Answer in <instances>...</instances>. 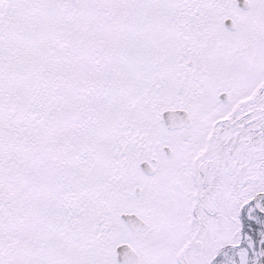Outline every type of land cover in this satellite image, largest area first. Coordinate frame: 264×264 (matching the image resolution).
Returning a JSON list of instances; mask_svg holds the SVG:
<instances>
[{
    "label": "snow or ice",
    "instance_id": "obj_1",
    "mask_svg": "<svg viewBox=\"0 0 264 264\" xmlns=\"http://www.w3.org/2000/svg\"><path fill=\"white\" fill-rule=\"evenodd\" d=\"M0 264H264V0H0Z\"/></svg>",
    "mask_w": 264,
    "mask_h": 264
}]
</instances>
